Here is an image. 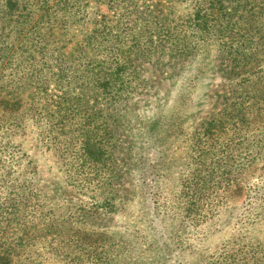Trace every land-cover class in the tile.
<instances>
[{"label": "rangeland", "instance_id": "obj_1", "mask_svg": "<svg viewBox=\"0 0 264 264\" xmlns=\"http://www.w3.org/2000/svg\"><path fill=\"white\" fill-rule=\"evenodd\" d=\"M0 255L264 264V0H0Z\"/></svg>", "mask_w": 264, "mask_h": 264}, {"label": "trees", "instance_id": "obj_2", "mask_svg": "<svg viewBox=\"0 0 264 264\" xmlns=\"http://www.w3.org/2000/svg\"><path fill=\"white\" fill-rule=\"evenodd\" d=\"M246 3H249L251 4V2L247 1ZM252 5V4H251ZM256 6V5H254ZM14 7H15V4H14ZM206 14V13H204ZM209 15L211 16V14L209 13ZM207 16L206 15H203V13L201 12H198L197 14V17L195 20H193V22L195 23V26L196 27H201L202 24H204V28H211V26L209 25L210 22H212V20H207L205 17ZM233 34V33H232ZM231 34V36H232ZM245 38V37H243ZM243 40V39H241ZM246 40V39H245ZM231 41V42H230ZM230 41H227L226 44H229L230 45V49H231V56L235 57L236 55L239 57V55L241 54L240 50L243 49V52L245 53V43L244 42H239L238 46L236 47L235 49V46L233 45L234 41L236 42L237 40L236 39H230ZM236 62H240V60L238 61V59H232V64L235 65ZM242 73H247L248 71H244L241 70ZM95 136L97 135H94L93 133H85L83 132L82 134H78V138L82 139L81 142V155H82V152H83V156L87 157V159H91V161L93 162L94 159L98 161V159L103 155V157L105 156L106 152L103 150V148H105V146L107 145L106 144V139L103 137L101 138L99 136V140H94V141H91V139H93ZM106 141V142H105ZM103 144H105L103 146ZM95 146V147H93ZM3 258L1 257L0 255V261H2Z\"/></svg>", "mask_w": 264, "mask_h": 264}]
</instances>
